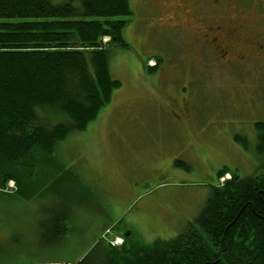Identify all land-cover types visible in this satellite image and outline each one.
<instances>
[{"label": "rangeland", "instance_id": "rangeland-1", "mask_svg": "<svg viewBox=\"0 0 264 264\" xmlns=\"http://www.w3.org/2000/svg\"><path fill=\"white\" fill-rule=\"evenodd\" d=\"M139 2H129L125 46L109 49V75L120 83L110 103L58 143L52 160L38 158L28 199L0 202V264H75L100 240L121 245L126 232L131 244L173 239L194 224L219 170L264 173L255 131L264 123V76L193 78L179 69L171 39L147 33ZM180 97L191 104L183 124L170 111ZM37 113L50 125L66 121Z\"/></svg>", "mask_w": 264, "mask_h": 264}, {"label": "trees", "instance_id": "trees-1", "mask_svg": "<svg viewBox=\"0 0 264 264\" xmlns=\"http://www.w3.org/2000/svg\"><path fill=\"white\" fill-rule=\"evenodd\" d=\"M129 2L0 0V188L16 186L0 192V202L28 199L38 158L52 160L57 144L85 131L120 88L108 56L111 46H125ZM40 111L66 121L50 125ZM255 131L260 151L264 123ZM217 182L194 224L175 238L145 246L129 243L126 232L121 245L100 240L75 264H264V173L241 179L223 168Z\"/></svg>", "mask_w": 264, "mask_h": 264}, {"label": "flooded vegetation", "instance_id": "flooded-vegetation-1", "mask_svg": "<svg viewBox=\"0 0 264 264\" xmlns=\"http://www.w3.org/2000/svg\"><path fill=\"white\" fill-rule=\"evenodd\" d=\"M139 1L147 33L171 39L180 51L179 69L193 78L249 79L252 69L264 76V0ZM173 75L170 80L179 74ZM180 100L171 101V115L187 120L190 101Z\"/></svg>", "mask_w": 264, "mask_h": 264}, {"label": "built area", "instance_id": "built-area-1", "mask_svg": "<svg viewBox=\"0 0 264 264\" xmlns=\"http://www.w3.org/2000/svg\"><path fill=\"white\" fill-rule=\"evenodd\" d=\"M114 245H117V244L114 242Z\"/></svg>", "mask_w": 264, "mask_h": 264}, {"label": "crops", "instance_id": "crops-1", "mask_svg": "<svg viewBox=\"0 0 264 264\" xmlns=\"http://www.w3.org/2000/svg\"><path fill=\"white\" fill-rule=\"evenodd\" d=\"M78 178H80L78 175H77Z\"/></svg>", "mask_w": 264, "mask_h": 264}]
</instances>
